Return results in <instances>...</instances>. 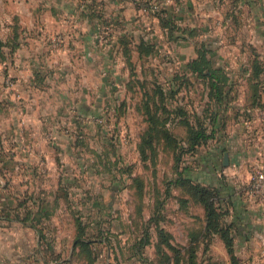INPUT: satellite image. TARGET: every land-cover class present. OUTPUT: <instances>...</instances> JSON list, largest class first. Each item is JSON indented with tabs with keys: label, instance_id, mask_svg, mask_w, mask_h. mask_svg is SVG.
<instances>
[{
	"label": "rangeland",
	"instance_id": "1",
	"mask_svg": "<svg viewBox=\"0 0 264 264\" xmlns=\"http://www.w3.org/2000/svg\"><path fill=\"white\" fill-rule=\"evenodd\" d=\"M176 1L0 0V264H232L206 231L214 188L238 264H264L257 164L231 158L264 145L241 132L261 118L264 0L181 20ZM197 118L212 137L191 149Z\"/></svg>",
	"mask_w": 264,
	"mask_h": 264
},
{
	"label": "trees",
	"instance_id": "2",
	"mask_svg": "<svg viewBox=\"0 0 264 264\" xmlns=\"http://www.w3.org/2000/svg\"><path fill=\"white\" fill-rule=\"evenodd\" d=\"M167 21V19H166ZM201 62V63H199ZM189 68L196 72L199 76L211 79L210 83L214 87H216L219 83L223 84L225 82V78L222 77L220 74V70L212 68L210 64L205 61H197V59L191 61L188 64ZM260 69L255 67L254 71V93H253V102L254 104H261L262 98H264V90L259 91L258 88L260 85ZM258 77V78H257ZM222 89V86H221ZM257 90V91H256ZM226 93V92H225ZM263 93V95H261ZM263 96V97H262ZM216 97L219 99H226L225 95H221L220 92L216 94ZM264 104V103H263ZM214 116V115H213ZM215 118V116H214ZM219 116L217 115L216 119ZM188 125V131L190 134V148H196L200 144L204 143L206 140L212 137L211 133H208L206 127L196 119V123H190V121H186ZM209 190V189H208ZM45 201V200H44ZM220 201H223V197H221L220 192L217 189H210L208 191V197L204 200V208L206 213V231L211 232H219L221 234L222 240L225 244L226 250L231 257L232 264H238L236 255L234 253V237L232 231H235V225L233 222L225 223L222 221V216L226 214V210L222 209V205L219 204Z\"/></svg>",
	"mask_w": 264,
	"mask_h": 264
},
{
	"label": "crops",
	"instance_id": "3",
	"mask_svg": "<svg viewBox=\"0 0 264 264\" xmlns=\"http://www.w3.org/2000/svg\"><path fill=\"white\" fill-rule=\"evenodd\" d=\"M193 1L194 0H177L176 5H175V8H176L175 19H177V20L190 19L194 15L195 12L196 13L200 12V10H197L196 8H195L196 11L191 10V2H193ZM261 95H263V93ZM260 103L261 104H257V105L255 104L253 106L254 107L253 109L252 108L247 109L248 112L252 111V112L259 114V117H261V118L256 119V121H254L255 123H259V125L256 124L253 129H251V127L253 125L249 126L248 128L242 127L241 132H250L251 138H253L255 140L256 139H262V141H264V104H263L264 98H262ZM248 124H250V121H248ZM232 156H231V158L235 159V162H237L241 165H243L245 162H249V161L253 162L254 164L260 165V164H258L259 160H261L262 162L264 161V145L262 144V146H258V144H256V145H253L252 147H249V145H240L238 147V151L233 153ZM261 165L264 166L263 163ZM240 173H242V172H240ZM262 207L263 206L261 204H259L258 207H256V210L254 212V215H255L257 221L259 222V223H257V224H259L257 226L258 227L257 230L261 229L262 220H264V212H263ZM239 229L243 233V236H242L243 239L248 238V231H250L251 229L246 225H244V227H239ZM262 230H263V228H262Z\"/></svg>",
	"mask_w": 264,
	"mask_h": 264
},
{
	"label": "built area",
	"instance_id": "4",
	"mask_svg": "<svg viewBox=\"0 0 264 264\" xmlns=\"http://www.w3.org/2000/svg\"><path fill=\"white\" fill-rule=\"evenodd\" d=\"M156 8V6H154ZM158 9V8H156ZM250 191L260 198L264 212V166L256 165L249 183Z\"/></svg>",
	"mask_w": 264,
	"mask_h": 264
},
{
	"label": "water",
	"instance_id": "5",
	"mask_svg": "<svg viewBox=\"0 0 264 264\" xmlns=\"http://www.w3.org/2000/svg\"><path fill=\"white\" fill-rule=\"evenodd\" d=\"M227 163V154H224V164Z\"/></svg>",
	"mask_w": 264,
	"mask_h": 264
}]
</instances>
